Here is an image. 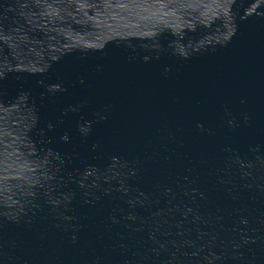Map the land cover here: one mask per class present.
Returning a JSON list of instances; mask_svg holds the SVG:
<instances>
[{"label": "water", "instance_id": "95a60500", "mask_svg": "<svg viewBox=\"0 0 264 264\" xmlns=\"http://www.w3.org/2000/svg\"><path fill=\"white\" fill-rule=\"evenodd\" d=\"M0 264H264V0H0Z\"/></svg>", "mask_w": 264, "mask_h": 264}]
</instances>
